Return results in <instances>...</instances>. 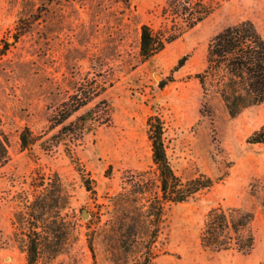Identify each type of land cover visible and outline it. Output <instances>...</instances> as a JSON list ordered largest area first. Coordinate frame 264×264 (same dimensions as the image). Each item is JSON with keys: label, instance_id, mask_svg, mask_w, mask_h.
I'll list each match as a JSON object with an SVG mask.
<instances>
[{"label": "rangeland", "instance_id": "rangeland-1", "mask_svg": "<svg viewBox=\"0 0 264 264\" xmlns=\"http://www.w3.org/2000/svg\"><path fill=\"white\" fill-rule=\"evenodd\" d=\"M215 1L219 6L205 21L140 63V26H159L164 0H0V115L11 141L10 160L0 170V264H25L13 240L12 219L19 194L38 173H58L72 195L81 224L82 255L75 264L142 259L141 245L126 251L118 244L110 197L121 190L127 171L151 169L146 123L152 115L162 119L175 173L183 175L188 168L215 181L201 201L174 207L171 243L155 264H264V144L247 143L264 125V103L231 118L217 96L203 98L194 77L205 66L208 41L222 29L249 20L264 37V0ZM19 17L32 24L14 42ZM184 56L185 64L175 68ZM87 72L89 77L103 72L112 83L102 96L110 107V123L92 125L76 149L96 195L86 190L64 145L55 153L38 146L21 151L17 137L24 126L37 134L45 130L51 110ZM217 206L254 213L249 254L220 255L200 247L204 218ZM87 226L95 231L93 253L87 247Z\"/></svg>", "mask_w": 264, "mask_h": 264}, {"label": "trees", "instance_id": "trees-1", "mask_svg": "<svg viewBox=\"0 0 264 264\" xmlns=\"http://www.w3.org/2000/svg\"><path fill=\"white\" fill-rule=\"evenodd\" d=\"M218 6L215 0H164L159 26H140L139 62L161 53L205 21ZM31 24L29 19L19 17L14 42L28 32ZM186 60V56L182 57L175 68L180 69ZM205 60L204 68L194 76L204 99L217 96L231 118L264 103V37L252 21H241L216 33L207 43ZM89 75L87 72L76 81L73 91L51 110L45 130L37 134L24 126L17 137L21 151L31 152L38 146L45 153H55L64 145L66 155L77 164L86 190L96 195L93 181L76 157V149L83 144L92 125L110 123V107L102 96L112 83L103 72ZM146 125L152 167L127 171L121 190L110 197L113 226L120 231L118 244L126 251L136 245L143 249V258L132 264H155L170 246L174 207L201 201L215 184L198 170L185 168L183 175H177L166 153L162 119L152 115ZM247 143L264 144V125L247 138ZM10 146L0 115V170L10 160ZM71 197L58 173L34 175L29 188L19 194L12 219L13 240L24 253L25 264H53L58 260L60 264H75L82 255L78 246L81 224L71 206ZM253 220L254 213L240 207L211 208L198 236L199 245L220 255L249 254L255 242ZM86 229L87 247L93 253L95 231L90 226Z\"/></svg>", "mask_w": 264, "mask_h": 264}, {"label": "water", "instance_id": "water-1", "mask_svg": "<svg viewBox=\"0 0 264 264\" xmlns=\"http://www.w3.org/2000/svg\"><path fill=\"white\" fill-rule=\"evenodd\" d=\"M88 215L86 214V217H87Z\"/></svg>", "mask_w": 264, "mask_h": 264}]
</instances>
